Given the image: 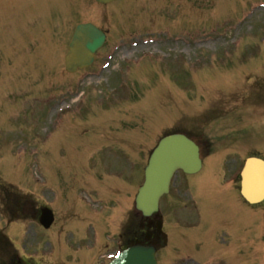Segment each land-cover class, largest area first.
<instances>
[{"label":"rangeland","instance_id":"obj_1","mask_svg":"<svg viewBox=\"0 0 264 264\" xmlns=\"http://www.w3.org/2000/svg\"><path fill=\"white\" fill-rule=\"evenodd\" d=\"M206 1L208 9L203 11L211 12L210 24L219 28L224 24L225 15L233 16L239 11L234 4L225 8L226 0H210V4L209 0ZM190 2L121 0L109 8H102L91 0H75V3L0 0V152H3L0 183L4 194H8V188L23 195L31 194L37 205L48 204L56 216L55 226L49 233L43 234L38 225L30 230L26 247L20 239L22 230L8 228L12 239L23 247V253L27 254L28 248L32 250L29 254L34 255L36 264H83L81 254L68 247H76L75 237H67V234H76L77 242L90 239L91 234L83 239V225L87 222L95 224L100 245L108 243L107 236L113 233L117 239L126 212L131 209L143 181L150 151L163 135L189 128L177 122L183 116H200L206 110L229 103L230 110L223 112L222 122L209 127V133L227 137L236 132V124L239 127L250 124L247 118L235 119L240 115L235 110L239 95L233 90L250 94L243 86L248 84L253 68L245 65L234 69L223 65L227 61L238 66L235 57L240 53L237 47L225 39V35L208 29L209 21L203 14L193 13ZM260 9L253 8V11L257 14ZM60 10L65 12L57 16ZM78 14L102 24L110 33V44L101 55L100 63L114 45L136 37H151L157 41L154 44L151 40L149 47L144 42L146 47L142 49L154 51L149 57L157 56L160 60L149 59L139 66V70L131 72L125 94V88L114 91L112 85L108 86L106 77L110 70H106L103 72L104 82L84 76L81 81L87 82L83 89H88V95L78 96L75 89L81 85L78 76L68 75L64 69V54L75 24L68 17L76 20ZM256 18L255 27H264V11ZM240 22L241 19L237 26ZM260 30L257 28V32ZM225 32L230 33L231 29ZM245 51V59H250L254 53L253 42L247 43ZM232 73L237 77L231 76ZM135 78L142 80L137 82ZM107 89L115 92L119 100L114 101L111 93L106 95ZM103 96L106 98L104 102L101 100ZM254 104L264 106L262 92L254 93ZM69 105L72 107L67 110ZM57 114L62 118L56 120ZM50 117L60 123V127L53 126L48 120ZM247 139L237 146L225 140L216 143L214 155L223 169L214 172V178L218 179L215 187L218 188L230 172L239 171L237 160L245 156L240 153L255 152L258 143L248 140L249 147H246ZM214 161L215 158L210 159L207 167L204 166L205 172L192 179L198 190L205 192L199 203L206 218L205 235L198 237L202 226H195L200 223L195 226L190 223L194 208H172L171 199L179 198L175 191L164 205L169 210L165 211L166 230L185 236L190 234L197 241L212 239L206 249L200 242L182 241L178 236L175 240L178 247L199 244L198 247L203 249L201 255L206 256H195L204 263L263 264L256 247L258 240L245 232L256 224L254 216L237 225V231L241 229L244 236H239L236 244H230V241L226 244V249L234 247L235 254H228L232 258L221 252L224 248L218 239L227 233L225 224L233 217L237 220L244 218L245 209L240 208L237 201L233 206L231 195L218 193L210 187ZM112 170L117 173L110 175ZM118 173L124 175L119 177ZM85 189L99 201L96 206L93 204V210L92 206H86L85 202L90 204L91 201L85 195ZM79 198L85 202H80ZM193 201L197 204L196 200ZM109 209H113L111 214ZM176 219L185 220V223L180 224ZM2 226L6 228L4 222ZM189 228L193 233L187 231ZM48 241L52 242L50 249L46 247ZM110 251L113 252L114 248L111 247ZM186 255L177 253L171 241L161 253L160 264H192L182 260Z\"/></svg>","mask_w":264,"mask_h":264}]
</instances>
